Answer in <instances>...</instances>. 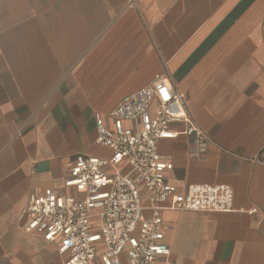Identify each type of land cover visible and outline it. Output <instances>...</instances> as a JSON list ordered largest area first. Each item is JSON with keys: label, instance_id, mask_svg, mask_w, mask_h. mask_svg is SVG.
Returning <instances> with one entry per match:
<instances>
[{"label": "crops", "instance_id": "obj_1", "mask_svg": "<svg viewBox=\"0 0 264 264\" xmlns=\"http://www.w3.org/2000/svg\"><path fill=\"white\" fill-rule=\"evenodd\" d=\"M163 74L219 147L159 141L166 181L234 196L229 213L163 206L171 260L264 264V0H0V264L64 263L25 230L29 193L62 189L78 154L108 156L96 120Z\"/></svg>", "mask_w": 264, "mask_h": 264}, {"label": "built area", "instance_id": "obj_2", "mask_svg": "<svg viewBox=\"0 0 264 264\" xmlns=\"http://www.w3.org/2000/svg\"><path fill=\"white\" fill-rule=\"evenodd\" d=\"M109 116L111 126L96 120L95 138L109 155L78 154L62 189L29 193L24 228L56 244L63 264H174L164 241L163 206L229 213L234 196L225 185L193 184L178 192L166 181L173 165L157 144L184 136L194 147L190 157L219 147L167 74L124 97Z\"/></svg>", "mask_w": 264, "mask_h": 264}]
</instances>
